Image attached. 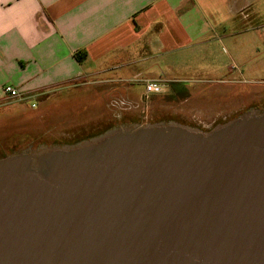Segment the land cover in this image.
<instances>
[{"label": "water", "instance_id": "obj_1", "mask_svg": "<svg viewBox=\"0 0 264 264\" xmlns=\"http://www.w3.org/2000/svg\"><path fill=\"white\" fill-rule=\"evenodd\" d=\"M0 264H264V110L1 155Z\"/></svg>", "mask_w": 264, "mask_h": 264}, {"label": "crops", "instance_id": "obj_2", "mask_svg": "<svg viewBox=\"0 0 264 264\" xmlns=\"http://www.w3.org/2000/svg\"><path fill=\"white\" fill-rule=\"evenodd\" d=\"M181 72L191 84L240 85L247 75L264 87V0H0L1 126L77 122L62 110L87 88L92 96L76 111L92 107L96 121L135 103L144 111L141 80L164 81L168 91ZM5 85L24 100L6 98ZM39 97L37 109L1 111Z\"/></svg>", "mask_w": 264, "mask_h": 264}, {"label": "rangeland", "instance_id": "obj_3", "mask_svg": "<svg viewBox=\"0 0 264 264\" xmlns=\"http://www.w3.org/2000/svg\"><path fill=\"white\" fill-rule=\"evenodd\" d=\"M216 51V52H215ZM214 55L219 57V52L215 48ZM217 57V58H218ZM219 59H214L217 61ZM159 71L156 69L153 70L151 75L158 74ZM177 77V76H176ZM181 83L178 85L173 84L168 91L166 89L163 95L156 98L149 99L146 110L142 111V108L135 103L136 107L133 110H128V123H158V122H173L175 124H180L185 127L198 129L200 131L208 132L214 127L222 124H214L210 127V124H199L200 122H208L211 119L216 118V116L229 115L234 116L231 119L236 118L235 113L230 112L232 104H239L244 100L245 104L256 103V99L264 101V87H257V81H252L250 76H244L243 80L240 82V85H210V83L205 84H191V78L185 72H181L179 78ZM259 78V77H258ZM251 80V81H250ZM174 82V81H173ZM264 84V82H259ZM143 90L142 87H140ZM86 92L79 94L77 100V105L72 107V110H62V116L65 119H68L67 116L73 115L77 118L80 116L79 121H71L69 123H56V124H27V129L36 131H41L49 129V134L34 144L23 139L20 142H15L14 139H11L13 132L16 129L21 128V124H6L4 126L0 125V156L3 154H9L13 151H19L30 147L31 150H36L40 146L50 147V146H60L63 144V136L67 132L81 130L82 128L88 127V124H92L94 121L101 118H98V115L92 112L91 108H88V112L81 113L76 111L81 108V102L84 100H89L92 96L93 89H86ZM43 97L32 98L28 102H22L19 104L7 105L1 109V111H17L20 107L23 108L22 111L34 110L39 108L40 103L43 100ZM75 99V98H73ZM82 99V100H81ZM69 98L65 97V101H68ZM81 101V102H79ZM31 103H34L35 107H31ZM81 103V104H80ZM67 105V103H63ZM130 105V104H129ZM18 106V107H17ZM131 106V105H130ZM248 105H245L247 107ZM249 107V106H248ZM254 110H264V106H254ZM82 109V108H81ZM226 110V112H218V110ZM251 109V108H249ZM245 113V112H243ZM13 114H16L13 113ZM239 114L242 113H238ZM57 116V115H55ZM104 117V116H103ZM55 118L54 120H58ZM86 121V122H84ZM201 127H209L208 130H203ZM34 135V133H33ZM8 136V137H7ZM83 141V140H82Z\"/></svg>", "mask_w": 264, "mask_h": 264}, {"label": "flooded vegetation", "instance_id": "obj_4", "mask_svg": "<svg viewBox=\"0 0 264 264\" xmlns=\"http://www.w3.org/2000/svg\"><path fill=\"white\" fill-rule=\"evenodd\" d=\"M229 83V81H214L212 83H210V85L214 84V85H227ZM229 85V84H228ZM257 102L256 103H249V104H245L244 100H242L239 104L235 103L232 104V108L230 109V112L235 113V117L238 116V113H242L243 112H247L251 109H253L252 107L256 106H264V101L260 100V99H256ZM245 105H248L247 107H245ZM251 108V109H249ZM227 110V109H226ZM226 110L224 109H220L218 110V112H226ZM241 115V114H239ZM234 116V114L232 116L229 115H224V116H216V118L209 120L208 122H200L199 124H210V127H212V125L214 124H225L233 119H231ZM109 118L107 119H102L99 121H96L92 124H88V127L82 128L81 130H76V131H71V132H67L66 134H64L63 136V144L64 145H69V144H75L78 142H81L82 140H88V139H92L94 137H97L103 133H105L106 131L113 129L115 127L118 126H122L125 124H128V113H122L119 116H113L110 115L108 116ZM24 124V125H23ZM21 125V128L16 129L15 132H13L11 139H14L15 142H20L21 139L25 140V141H29L30 143L34 144L36 141L45 138L48 134H49V129H45V130H41V131H36L34 132L33 130H29L27 129L28 126L27 123H23ZM201 129L203 130H208L209 127H201ZM204 132V131H203ZM34 133V135H33ZM8 137V136H7Z\"/></svg>", "mask_w": 264, "mask_h": 264}, {"label": "built area", "instance_id": "obj_5", "mask_svg": "<svg viewBox=\"0 0 264 264\" xmlns=\"http://www.w3.org/2000/svg\"><path fill=\"white\" fill-rule=\"evenodd\" d=\"M141 83L144 89V93L142 95L141 100L144 103L146 102L148 103L151 95L162 94L167 87L166 82L161 80H141ZM2 93L9 100H17V101L24 100L22 93L10 85H5L2 89ZM146 105L147 104H145V106ZM31 106L35 107L34 104H32Z\"/></svg>", "mask_w": 264, "mask_h": 264}, {"label": "trees", "instance_id": "obj_6", "mask_svg": "<svg viewBox=\"0 0 264 264\" xmlns=\"http://www.w3.org/2000/svg\"><path fill=\"white\" fill-rule=\"evenodd\" d=\"M74 57H75V59H76L78 62L81 63L82 61L85 60V58H86V54H85V52L80 51V52H76V53L74 54Z\"/></svg>", "mask_w": 264, "mask_h": 264}]
</instances>
